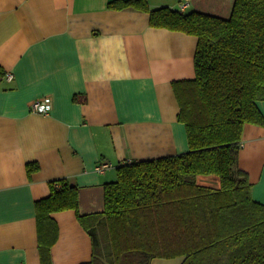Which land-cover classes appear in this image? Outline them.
<instances>
[{
	"label": "crops",
	"instance_id": "obj_1",
	"mask_svg": "<svg viewBox=\"0 0 264 264\" xmlns=\"http://www.w3.org/2000/svg\"><path fill=\"white\" fill-rule=\"evenodd\" d=\"M111 1L0 0V264H43L35 203L52 180L76 185L79 207L52 214L51 264H81L93 242L78 214L103 212L118 166L189 150L174 82L195 77L198 37L154 27L148 11ZM147 2L228 17L234 0ZM45 95L51 110L33 111ZM257 105L264 116V100ZM238 167L264 203V124L244 125ZM198 181L219 184L212 175Z\"/></svg>",
	"mask_w": 264,
	"mask_h": 264
},
{
	"label": "trees",
	"instance_id": "obj_2",
	"mask_svg": "<svg viewBox=\"0 0 264 264\" xmlns=\"http://www.w3.org/2000/svg\"><path fill=\"white\" fill-rule=\"evenodd\" d=\"M113 8L150 13V24L198 37L194 78L174 82L178 118L189 150L118 166L105 185V209L78 214L90 233L93 257L81 264H151L182 256L181 264H264V203L238 167L246 123L264 124V0H234L228 17L112 0ZM37 168L29 164V170ZM217 176V186L198 176ZM36 201L43 264H51L58 237L56 211L79 207L76 185L50 182Z\"/></svg>",
	"mask_w": 264,
	"mask_h": 264
},
{
	"label": "built area",
	"instance_id": "obj_3",
	"mask_svg": "<svg viewBox=\"0 0 264 264\" xmlns=\"http://www.w3.org/2000/svg\"><path fill=\"white\" fill-rule=\"evenodd\" d=\"M188 5H189L188 2H181L178 9H180L181 11H185ZM8 78L12 79L13 74L9 73ZM51 108H52V97L49 95L39 97L32 103V110L35 112L48 113L51 110ZM105 167L106 164H100L99 166H97V170L99 172H103Z\"/></svg>",
	"mask_w": 264,
	"mask_h": 264
},
{
	"label": "rangeland",
	"instance_id": "obj_4",
	"mask_svg": "<svg viewBox=\"0 0 264 264\" xmlns=\"http://www.w3.org/2000/svg\"><path fill=\"white\" fill-rule=\"evenodd\" d=\"M179 6H180V4H179ZM179 8V7H178Z\"/></svg>",
	"mask_w": 264,
	"mask_h": 264
}]
</instances>
